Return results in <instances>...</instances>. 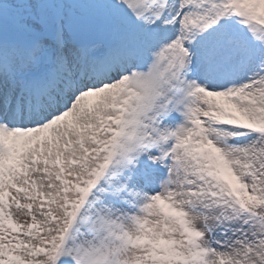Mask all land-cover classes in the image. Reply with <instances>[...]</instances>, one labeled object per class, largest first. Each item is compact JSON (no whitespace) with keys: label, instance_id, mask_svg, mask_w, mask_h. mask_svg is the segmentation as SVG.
<instances>
[{"label":"snow or ice","instance_id":"snow-or-ice-1","mask_svg":"<svg viewBox=\"0 0 264 264\" xmlns=\"http://www.w3.org/2000/svg\"><path fill=\"white\" fill-rule=\"evenodd\" d=\"M0 264H264V0H0Z\"/></svg>","mask_w":264,"mask_h":264}]
</instances>
